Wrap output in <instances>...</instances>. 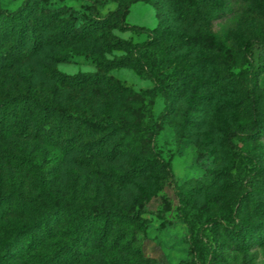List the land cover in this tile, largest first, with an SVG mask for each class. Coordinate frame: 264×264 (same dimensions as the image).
<instances>
[{"label":"rangeland","instance_id":"374dc122","mask_svg":"<svg viewBox=\"0 0 264 264\" xmlns=\"http://www.w3.org/2000/svg\"><path fill=\"white\" fill-rule=\"evenodd\" d=\"M20 1L0 0V8L13 9ZM189 2L198 3L195 21L178 14ZM45 4L69 6L75 24L88 16L105 23L95 37L68 36L59 42L47 40L49 27L39 30V48L0 72V98L29 92L93 120L113 122L104 150L117 147L111 155L101 152L84 161L79 150L62 152L30 136H9L0 142V177L23 192L37 191L33 173L12 165L5 155L45 152L41 172L51 178L53 199L67 198L99 211L117 205L136 217L113 225L110 235L121 233L120 243L100 251L91 248L88 258L68 264H169L185 258L193 264H264V241L236 247L221 228L242 222L257 224L261 231L264 224V197L256 208L252 201L237 202L249 178L264 177V139L238 129L249 119L243 104L251 73L256 72L258 102L264 105V62L255 71L264 41V0ZM216 10L228 14L206 23ZM111 58L121 62L103 69L109 80L87 88L61 84L54 75L99 71L98 61ZM219 76L220 85L206 84ZM171 81L175 89L169 88ZM130 90L138 97L129 101ZM127 103L138 106L139 114L131 113ZM140 162L146 167L121 183L105 175ZM18 222L14 214L5 218L0 237ZM125 239L129 249L119 245ZM191 239L200 253L190 250Z\"/></svg>","mask_w":264,"mask_h":264},{"label":"trees","instance_id":"16d2710c","mask_svg":"<svg viewBox=\"0 0 264 264\" xmlns=\"http://www.w3.org/2000/svg\"><path fill=\"white\" fill-rule=\"evenodd\" d=\"M41 3V5H40ZM198 3L189 2L186 8L179 10L181 18L195 21L200 18ZM69 6H46L45 0H21L13 9L0 8V72L16 59L34 53L40 46L39 30L49 27L47 40L59 42L68 36L83 38L98 35V28L105 23L103 18L88 16L75 24L74 14ZM228 11L216 10L206 16V23L221 21ZM159 18L161 14H158ZM121 40H116L120 43ZM115 43V42H112ZM264 41L258 53L257 67L264 62ZM121 62L120 58L99 60L102 70L77 71L74 73L55 72V78L65 85L87 88L94 83L107 82L109 75L103 69ZM222 76L209 79L206 84L217 86ZM175 81L169 82V88L175 89ZM247 97L243 104L249 119L238 125L239 131L252 137L264 139V105L258 102L256 72L250 74ZM129 101L138 97L135 91L125 96ZM236 103V102H235ZM129 111L139 114L138 106L127 103ZM115 123L109 125L101 120H93L85 114L76 113L70 108H62L36 98L29 92L5 94L0 98V142L13 135L30 136L47 145L57 146L60 151L72 149L82 152L81 159L101 152L111 155L117 144L106 152L104 144ZM48 155L43 152L32 156L24 151L6 152L5 159L20 169L33 173L37 191L23 192L22 188L7 184L0 177V227L10 214L19 217V222L10 228L5 237H0V264H68L88 258L93 249L103 250L107 245H115L122 240L121 233L110 235L114 224L129 222L136 217L117 205H111L106 211L94 210L77 204L67 198L53 199L50 192L51 178L42 171ZM144 163L133 164L122 172L105 174L116 182H123L133 173L142 171ZM104 175V174H103ZM238 185L242 182L237 180ZM264 197V177L252 176L248 180L244 193L237 198L238 203L258 202ZM46 199L47 201H43ZM189 232L192 225L187 222ZM238 223L236 227L222 225V231L231 244L236 247H249L264 241V224ZM129 249L130 241L125 239L119 244ZM190 250L200 253L191 239ZM169 264H193L190 259H181Z\"/></svg>","mask_w":264,"mask_h":264}]
</instances>
